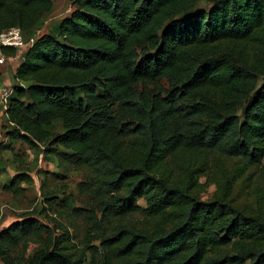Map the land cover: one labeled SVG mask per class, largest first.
<instances>
[{
  "label": "trees",
  "instance_id": "1",
  "mask_svg": "<svg viewBox=\"0 0 264 264\" xmlns=\"http://www.w3.org/2000/svg\"><path fill=\"white\" fill-rule=\"evenodd\" d=\"M54 3L0 0V32L19 26L34 37L7 107L0 102L10 126L0 136L89 167L96 190L111 196L101 200L104 214L117 220L87 261L23 217L0 231L4 264H264V215L228 198V175L213 199L200 200L208 167L182 162L193 155L205 164V153H218L239 159V172L263 164L264 0H74L69 15L37 35ZM177 166L188 169L184 180L173 175ZM21 174L4 189L21 187ZM138 197L149 227L124 220ZM32 237L45 245L11 254Z\"/></svg>",
  "mask_w": 264,
  "mask_h": 264
},
{
  "label": "rangeland",
  "instance_id": "2",
  "mask_svg": "<svg viewBox=\"0 0 264 264\" xmlns=\"http://www.w3.org/2000/svg\"><path fill=\"white\" fill-rule=\"evenodd\" d=\"M73 1L55 0L52 11L45 15L36 34L51 32L55 24L73 10ZM200 6L208 8L210 4L203 2ZM25 49H18V58L10 63L8 61L11 67L9 77L13 82V67L20 61ZM1 81L8 88L12 86ZM164 87L167 85L164 84ZM8 127H10L8 123L0 116V128ZM61 131L60 125L54 129L55 133ZM6 135L0 136V140L5 142L0 151V159L6 167L0 172V231L23 217H35L52 231L54 238L64 241L63 245L68 253L85 254L87 261H90L92 251L99 245L101 238L111 231L117 220L103 212L101 200L109 199L111 196L96 190L94 176L89 167L75 165L70 157L60 163L52 161L40 153L41 147L38 146L39 151H33L21 139L10 143L11 140L9 141ZM34 153L38 155L35 160ZM205 156H207L205 164L203 156L190 161L189 159H194L195 156L187 155L182 161L185 166L195 164V167H198L200 164L199 167H208L199 178L196 194L200 200L213 199L219 190L218 182L228 175L232 188L228 198L233 199L240 207L250 209L252 206L256 212L264 215V160L258 167L239 172L236 171V167L242 165V162L237 158H228L218 153H205ZM187 171L188 169L179 166L172 169L173 175L180 180L185 179L183 177ZM16 173H22V177L27 180L21 181V187L17 190L4 189V184L9 182L6 180L7 177H12ZM45 193L50 197V201L45 199L47 197ZM129 204L130 207H135V210L125 217V222L135 223L139 227H149L152 221L145 212L146 199L138 197L130 200ZM43 237H47V232ZM25 243L27 248L24 246ZM42 245L45 244L35 237L23 239L11 254L28 257ZM0 264H4L1 255Z\"/></svg>",
  "mask_w": 264,
  "mask_h": 264
},
{
  "label": "built area",
  "instance_id": "3",
  "mask_svg": "<svg viewBox=\"0 0 264 264\" xmlns=\"http://www.w3.org/2000/svg\"><path fill=\"white\" fill-rule=\"evenodd\" d=\"M34 42V37L26 39L23 31L19 26H12L0 32V66H4L10 60L17 59L18 56H8L4 53L3 48L13 47L17 49L27 48ZM0 79V102L6 108L8 98L12 93V86L6 87Z\"/></svg>",
  "mask_w": 264,
  "mask_h": 264
},
{
  "label": "crops",
  "instance_id": "4",
  "mask_svg": "<svg viewBox=\"0 0 264 264\" xmlns=\"http://www.w3.org/2000/svg\"><path fill=\"white\" fill-rule=\"evenodd\" d=\"M16 56H18V55H16ZM17 58H18V57H17ZM10 61H12V60H10ZM10 61H9V63H10ZM9 63L6 64V65H7L6 67H4V66H0V79L3 80V81H4L5 83H7V84H12V83H13V80L9 77V71H10V69H11ZM18 63H19V62H18ZM18 63H16V64L14 65V67H13V71H15V69H16Z\"/></svg>",
  "mask_w": 264,
  "mask_h": 264
}]
</instances>
